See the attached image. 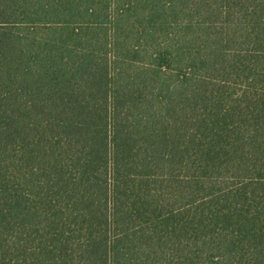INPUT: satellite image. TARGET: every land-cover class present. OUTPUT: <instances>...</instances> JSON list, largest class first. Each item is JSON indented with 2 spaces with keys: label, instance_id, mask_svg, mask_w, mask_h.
Wrapping results in <instances>:
<instances>
[{
  "label": "trees",
  "instance_id": "trees-1",
  "mask_svg": "<svg viewBox=\"0 0 264 264\" xmlns=\"http://www.w3.org/2000/svg\"><path fill=\"white\" fill-rule=\"evenodd\" d=\"M0 264H264V0H0Z\"/></svg>",
  "mask_w": 264,
  "mask_h": 264
}]
</instances>
